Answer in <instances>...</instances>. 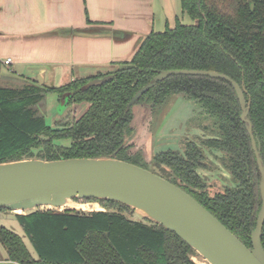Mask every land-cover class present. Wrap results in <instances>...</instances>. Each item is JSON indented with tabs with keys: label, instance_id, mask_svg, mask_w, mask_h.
Here are the masks:
<instances>
[{
	"label": "trees",
	"instance_id": "16d2710c",
	"mask_svg": "<svg viewBox=\"0 0 264 264\" xmlns=\"http://www.w3.org/2000/svg\"><path fill=\"white\" fill-rule=\"evenodd\" d=\"M254 4V8L251 5ZM195 25L179 18L173 28L151 32L134 57L117 69L54 88L36 80L0 87V164L25 160L116 159L165 178L198 201L248 248L262 208V174L244 109L233 84L225 79L183 75L210 71L227 76L244 91L247 118L264 165V0H181ZM93 83V84H91ZM142 94L136 99L139 93ZM48 94L67 106L86 104L83 113L46 124L42 110ZM174 96L195 101L210 123L209 136L185 144L182 151L156 154L152 168L138 151L134 107L161 111ZM61 140H69L63 145ZM206 151L219 152L234 186L212 194L200 174L208 170ZM109 210H35L16 214L29 238L0 226V243L18 264H196L195 250L175 233L149 220L126 215L129 206L99 199ZM2 208L0 211H6ZM264 246V229L262 235Z\"/></svg>",
	"mask_w": 264,
	"mask_h": 264
},
{
	"label": "water",
	"instance_id": "95a60500",
	"mask_svg": "<svg viewBox=\"0 0 264 264\" xmlns=\"http://www.w3.org/2000/svg\"><path fill=\"white\" fill-rule=\"evenodd\" d=\"M251 8H254V4ZM176 73L230 81L245 110L242 118L248 123L262 174L263 203L252 233L251 249L181 188L150 170L116 159H35L0 164V209L27 213L45 206L59 210L68 200L75 198L114 201L146 210L153 221L175 233L211 264H264V165L252 124L247 118L249 109H246L244 91L236 82L219 73ZM38 82L39 85L43 84L42 79H38ZM69 97L70 94H65L61 104H67Z\"/></svg>",
	"mask_w": 264,
	"mask_h": 264
},
{
	"label": "crops",
	"instance_id": "0c3cea01",
	"mask_svg": "<svg viewBox=\"0 0 264 264\" xmlns=\"http://www.w3.org/2000/svg\"><path fill=\"white\" fill-rule=\"evenodd\" d=\"M179 2L0 0V87L42 79V85L59 88L113 72L117 63L134 57L151 32L176 23ZM7 59L13 63L5 65ZM19 81V86L10 83ZM0 220L7 217L0 214ZM0 264H18L1 243Z\"/></svg>",
	"mask_w": 264,
	"mask_h": 264
},
{
	"label": "rangeland",
	"instance_id": "374dc122",
	"mask_svg": "<svg viewBox=\"0 0 264 264\" xmlns=\"http://www.w3.org/2000/svg\"><path fill=\"white\" fill-rule=\"evenodd\" d=\"M178 18L185 25L197 24L196 21L192 20L182 11L180 2L178 4ZM157 24L160 26V22ZM175 24L174 21L170 25V28H173ZM156 30L164 32L166 28L163 27L162 29ZM10 83L15 86L21 84L20 81L19 84H16L15 82ZM60 101L61 99L55 94H48L45 99L42 110L45 111L46 124L50 128L56 127L58 120L64 118L67 114H71V119L79 117L86 108V105L84 104L68 107L67 104L62 105ZM205 117L206 115L195 101L186 100L182 96L172 97L167 106L157 113L153 112L149 105H137L134 107L133 121V127L136 133L132 141L129 142V145H132L131 153L140 151L143 154L144 160L152 168L151 163L156 154L169 150L183 152L185 144L188 142H196L200 138L205 139V137H211L208 132L205 133L202 128L210 123V120ZM59 143L69 145L70 141L61 140ZM206 154L208 156V170L202 171L200 174L207 181L211 193L215 194L222 192L227 187L234 186L230 173L222 167L221 162L218 159L222 154L219 152L211 153L210 151H206ZM40 209L49 210L51 207L45 206ZM66 209L84 211L87 213L92 211L109 210L108 207L99 202L79 200L77 198L68 201V203L59 209V211H64ZM23 213L25 214L26 212ZM0 214H4L7 217V220L5 221L0 220V226H4L8 229L11 228L13 229V232L19 234L22 238L24 237L30 246V249L33 251L34 248L29 243V238L19 226L17 220L12 222L17 212L6 210L0 211ZM126 215L128 218L135 221L151 223L149 221L151 219L150 217L144 216L141 211L133 207H129V211L126 212ZM13 223L15 226H12ZM192 258L196 264H210L198 252H196Z\"/></svg>",
	"mask_w": 264,
	"mask_h": 264
},
{
	"label": "bare ground",
	"instance_id": "6f19581e",
	"mask_svg": "<svg viewBox=\"0 0 264 264\" xmlns=\"http://www.w3.org/2000/svg\"><path fill=\"white\" fill-rule=\"evenodd\" d=\"M68 201H70V200H68ZM68 201L66 202V204L68 203ZM66 204H65V205H66ZM65 205H64V206H65ZM138 210L141 211L142 214H143L144 216H146V217H147V216H148V217H151V214H150L149 212H147L146 210H144V209H138ZM18 212H22V211L18 210L17 213H18ZM18 214H20V213H18ZM21 214H24V213L22 212ZM205 260H206V259H205ZM206 261H207V260H206ZM209 263H210V262H209ZM210 264H211V263H210Z\"/></svg>",
	"mask_w": 264,
	"mask_h": 264
},
{
	"label": "built area",
	"instance_id": "2783aa9c",
	"mask_svg": "<svg viewBox=\"0 0 264 264\" xmlns=\"http://www.w3.org/2000/svg\"><path fill=\"white\" fill-rule=\"evenodd\" d=\"M5 65H11L13 63L12 59H7L5 62Z\"/></svg>",
	"mask_w": 264,
	"mask_h": 264
}]
</instances>
